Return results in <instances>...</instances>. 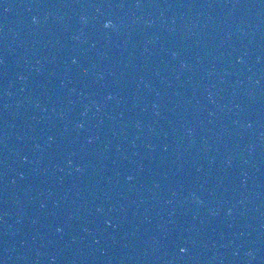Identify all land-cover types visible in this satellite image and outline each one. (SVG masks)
<instances>
[{
    "label": "water",
    "instance_id": "obj_1",
    "mask_svg": "<svg viewBox=\"0 0 264 264\" xmlns=\"http://www.w3.org/2000/svg\"><path fill=\"white\" fill-rule=\"evenodd\" d=\"M264 25V0H241Z\"/></svg>",
    "mask_w": 264,
    "mask_h": 264
},
{
    "label": "snow or ice",
    "instance_id": "obj_2",
    "mask_svg": "<svg viewBox=\"0 0 264 264\" xmlns=\"http://www.w3.org/2000/svg\"><path fill=\"white\" fill-rule=\"evenodd\" d=\"M181 251H186V249L182 248Z\"/></svg>",
    "mask_w": 264,
    "mask_h": 264
},
{
    "label": "clouds",
    "instance_id": "obj_3",
    "mask_svg": "<svg viewBox=\"0 0 264 264\" xmlns=\"http://www.w3.org/2000/svg\"><path fill=\"white\" fill-rule=\"evenodd\" d=\"M107 23H111V21H108Z\"/></svg>",
    "mask_w": 264,
    "mask_h": 264
}]
</instances>
